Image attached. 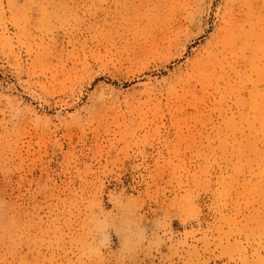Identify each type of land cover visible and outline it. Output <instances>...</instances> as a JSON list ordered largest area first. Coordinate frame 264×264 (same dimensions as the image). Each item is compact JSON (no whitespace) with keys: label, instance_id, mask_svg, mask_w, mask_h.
<instances>
[{"label":"rangeland","instance_id":"rangeland-1","mask_svg":"<svg viewBox=\"0 0 264 264\" xmlns=\"http://www.w3.org/2000/svg\"><path fill=\"white\" fill-rule=\"evenodd\" d=\"M0 264H264V0H0Z\"/></svg>","mask_w":264,"mask_h":264},{"label":"bare ground","instance_id":"bare-ground-1","mask_svg":"<svg viewBox=\"0 0 264 264\" xmlns=\"http://www.w3.org/2000/svg\"><path fill=\"white\" fill-rule=\"evenodd\" d=\"M227 31H228V30H227ZM228 41H229V40H228ZM228 41L225 40V38H224V40H223V45L226 46L227 43H228ZM231 47H232V46H231ZM257 47H258V46H254V47H253L255 53H258V50H259V49H258ZM219 54H220V53H216V52H214V51H211V52L209 53V55L206 56V58L203 59V63L206 64V68H207L210 64H212L214 60H216V59L218 58Z\"/></svg>","mask_w":264,"mask_h":264}]
</instances>
